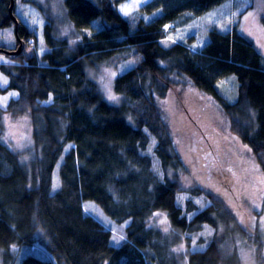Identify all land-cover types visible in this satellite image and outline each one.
Segmentation results:
<instances>
[{
    "label": "trees",
    "instance_id": "obj_1",
    "mask_svg": "<svg viewBox=\"0 0 264 264\" xmlns=\"http://www.w3.org/2000/svg\"><path fill=\"white\" fill-rule=\"evenodd\" d=\"M120 1L61 0L51 8L37 0H14L18 37L0 48L15 50L18 38L24 48L18 55L0 51L11 60L0 64L8 80L0 82V94L18 93L0 106L2 262H9L15 245L26 248L19 264H52L35 252L34 244L40 243L57 264H239L234 243L244 230L233 209L238 211L234 205L244 200L233 191L224 167L215 166L218 173L207 167L206 140L221 136L212 116L204 120L181 96L187 90L205 95L264 174L263 55L235 27L225 31L211 25L199 51L161 43L164 25L226 0H150L142 11L160 13L147 21L139 13L135 20L123 17L116 8ZM18 2L38 3L42 11L41 54L26 51L35 34L17 15ZM9 4L0 0V28L14 33ZM259 20L264 26V13ZM124 60L135 63L113 78L119 101L112 102L87 68L114 67ZM226 76L238 83L233 102L218 87ZM49 96L51 102L44 103ZM170 97L179 102L169 109ZM176 106L179 115L173 119ZM20 120L26 121L22 130L30 142L14 147L13 139L19 138L9 134L20 128ZM184 138L191 157L180 148ZM69 146L74 147L65 151ZM211 179L215 190L207 187ZM182 193L189 196L183 207ZM202 195L208 202L201 208L193 197ZM88 202L114 223L127 222L119 245L111 244V230L86 211ZM156 212L164 215L154 217ZM165 217L167 225H161ZM205 225L213 235L203 249L193 250L191 235ZM181 244L184 251H172Z\"/></svg>",
    "mask_w": 264,
    "mask_h": 264
},
{
    "label": "rangeland",
    "instance_id": "obj_2",
    "mask_svg": "<svg viewBox=\"0 0 264 264\" xmlns=\"http://www.w3.org/2000/svg\"><path fill=\"white\" fill-rule=\"evenodd\" d=\"M37 1L40 2L39 4H41L42 6H49L52 8L54 6H58L61 0H37ZM149 1L150 0H147V3ZM125 2L126 0H121L116 5L118 11L120 5ZM146 4L142 5L138 11H135L133 13V15L139 13L143 17V19L147 17L148 18L147 20H150L154 16L159 15L160 11L158 10L154 11L150 15L142 11L143 7ZM15 9L20 19L35 34V38L28 42L29 48H26V51L30 52V49H33L37 54H41L43 52L41 51V49L42 48L44 49V43H43L44 36L42 33L44 17L42 15V11L39 10L38 8V3L32 2L29 4V3L18 2L15 6ZM209 12L216 13V15L213 16L212 18L214 21L213 23L207 22L206 18ZM249 13H252L253 16L245 20V17L248 16ZM263 13H264V0H226L222 4L215 6L214 8L208 10L207 12L201 15H193L192 13H186L184 15V20H182L181 22H177L175 24H168L171 27L168 29V31H166L165 40H167V37L169 35H172L174 38L177 35H183L184 39L179 40L177 42L188 45V47L193 51H199L207 40L206 32L211 25H215L225 31H230L232 28L235 27L239 33H241L243 36H245L248 40H250L253 43V45L263 55L264 58V26L261 24L259 20L260 16ZM202 18L205 19L202 20ZM34 19L37 21L35 24L32 23ZM228 20H231L232 23L230 24L227 23ZM12 44H14L13 28H0V46L9 47V45ZM193 45H197L198 47L193 49L192 47ZM4 59L7 60L6 58ZM128 61L130 60H126V61L124 60V62H121L114 67L112 66L105 67L104 65L98 64L95 67L87 68V75L90 78H93L98 83V85L101 88V91H103L104 93L103 96L106 99H108V93L105 90V83L109 85L111 93L114 95V92L112 90V81L114 77H107L105 82L102 83L101 75L104 73L105 68L108 69L109 73L122 72L127 70L133 65L132 64L129 67L121 70L122 66L127 64ZM1 63H3V61H0V64ZM4 78L5 77L0 72V82L3 83ZM221 81H223L224 83L218 86L220 92L228 101L233 102L237 97V85H238L235 77L226 76L219 80V82ZM12 92L15 91L13 90L6 91L5 93L0 94V97L9 96V93ZM12 97L13 96H9V99ZM181 97L185 103L184 105L186 106V108L190 109L191 108L190 105L194 104L198 109L199 115H201L204 120H208L209 117L212 116L211 117V119L213 120L212 123L215 124L216 131L220 133L221 136H214L213 138H209V140H206V148H203V152L208 153L207 157L211 155V159L208 161L209 164L207 167H211L212 172L215 173H218V171L214 169L215 166L224 167L225 168L224 172L230 173L229 179H231L230 183L232 187H234L233 191L238 196V199L241 198L242 196V199L244 200L242 206L234 205L239 208L238 211L236 207L233 209L235 213H238L239 221L242 223L244 230V233L238 236L239 242L234 243L236 244V249L239 253V264H264V224L260 223V220L264 218V174L261 171V166L253 158L250 149L246 145L241 143L238 138L228 133V128L226 125H224L223 116L219 111L216 110V108L213 106L212 103L208 102L209 100L207 97H205V95H202L201 97L198 96L196 92H193L192 90L191 91L187 90L185 92V95ZM118 101H112V102H118ZM166 102H168L167 103L169 105L168 108L170 109L173 108V106H175L176 103L179 102V99H176L174 101L170 97ZM0 106H5V105H0ZM199 107H201L200 110ZM174 108H175V112L172 115L173 119L179 115L178 107L176 106ZM198 120H201V118H199ZM19 122H21L20 128L10 131L15 138L20 139V140L18 139L17 141L13 139L14 147H16L18 142L20 144L24 143L25 146H27V143L30 142L29 136L27 134L28 132L25 134L22 130L23 125H25L24 123H26V121L20 120ZM211 140L214 141L217 140L221 148L218 149L214 144L217 142H212ZM188 146L189 143L186 142V139L184 138V141H181L180 143V148L183 154L186 151L187 152L189 151ZM188 154L191 157L190 151L188 152ZM229 169H231V171H229ZM214 182H215L214 179L208 180V183L206 181L207 187L210 190L216 189V187H214L215 185ZM180 197H183V199H178V203H180L181 206L183 207L185 201L189 198V196L186 193H182L178 196V198ZM231 197L232 196H230V198ZM193 202L197 204L198 207L202 208L206 206L208 201L206 200L204 195H202V196L193 197ZM231 202L235 204L233 200L232 201L230 200V205ZM84 207L86 211L89 212L96 220H98L99 222L102 221L111 230V240H110L111 244L115 246L119 245L122 242V240L119 241V243H117L115 240H113V236L114 235L117 237H119L120 235L124 236L126 223L117 224L107 219V217L100 210V208H98L93 202H88L84 204ZM228 226L229 225H226L225 228H227ZM208 228L212 229L210 226H208ZM202 232H205V226L201 231L191 235L192 241L193 239H195L197 245L205 246L210 241L213 234L211 236H206V235L198 236V234ZM40 234H41L40 231H37V236H39ZM245 244L251 246V248L245 247ZM34 246L36 250L35 252L37 254L51 260L52 264H57V262L52 257V255H50L45 249H43L40 243H35ZM25 251L26 248L24 246L19 248L14 245L12 249H9L11 257L9 259V262H7V264H19V259L21 255L25 253ZM231 256H234V254L232 253ZM1 258L2 256L0 251V264H3Z\"/></svg>",
    "mask_w": 264,
    "mask_h": 264
},
{
    "label": "snow or ice",
    "instance_id": "obj_3",
    "mask_svg": "<svg viewBox=\"0 0 264 264\" xmlns=\"http://www.w3.org/2000/svg\"><path fill=\"white\" fill-rule=\"evenodd\" d=\"M146 3H147V0H126L125 3H123V4L120 5L119 12L123 16H125V17H132V19L135 20L136 17L133 15V13L135 11H138L139 8L142 5L146 4ZM215 15H216L215 12H209L208 15H207V18H206L207 19V22L208 23H213L214 21H213L212 18ZM233 15H234V13H233ZM251 16H253V14L252 13H249V15L245 17V20H247ZM147 19L148 18L145 17V20H147ZM204 19L205 18H202V20H204ZM36 22L37 21L35 19L32 21L33 24H35ZM94 23H98V22H94ZM227 23L230 24V23H232V21L231 20H228ZM170 27H171L170 25H167L166 24V25H164V30L165 31H168V29ZM183 39H184L183 35H177L175 38L172 35H169L167 37V40L166 41H161V43H163L165 45V47H168L169 46V43H173L174 44V43H177V41L183 40ZM192 47H193V49H195L198 46L197 45H193ZM41 51H44V49L42 48ZM0 61H3L5 63H11V60H5L3 57H0ZM134 63H135V61H128L127 64H125V65L122 66V69L121 70L129 67L130 65H132ZM116 75H117L116 72H110L109 73L108 69L105 68L104 73L101 75V82L104 83L107 77H115ZM223 83H224L223 81L219 82V85L218 86L222 85ZM7 84H8V80H7V78H4L3 79V85H7ZM105 90L108 93V99L110 101H118L119 100V98L117 96H115V95H113L111 93L110 87H109V85L107 83H105ZM17 95H18V93H15V92L9 93V96H17ZM9 96L0 97V105H6L8 99H9ZM51 100H52V97L49 96L48 101H45L44 103H49V102H51ZM9 135L12 136L13 134L10 133ZM24 146L25 145H22L19 142L16 145V147H24ZM71 147H74V146H69V148L68 149H65V151H69ZM229 171H231V169H229ZM178 199H183V197H180ZM152 215L154 217H160V216H163L164 214L163 213L156 212V213H153ZM125 223H127V222H125ZM260 223L261 224H264V218H262L260 220ZM160 224L161 225H167V219H166V217L164 219L160 220ZM121 227H123V226H121ZM163 231L167 233L169 231V227L165 226L163 228ZM212 234H213V230L212 229H209L208 226L205 225V232L199 233L198 236H205V235L206 236H211ZM123 239H124V236L123 235H120L119 237H117L115 235L113 236V240H115L117 243H119V241H121ZM205 242H207V241H205ZM203 247H204V245H197L196 244V240L193 239V250L203 249ZM172 251H174V252H182V251H184V245L181 244L178 248L172 249Z\"/></svg>",
    "mask_w": 264,
    "mask_h": 264
},
{
    "label": "water",
    "instance_id": "obj_4",
    "mask_svg": "<svg viewBox=\"0 0 264 264\" xmlns=\"http://www.w3.org/2000/svg\"><path fill=\"white\" fill-rule=\"evenodd\" d=\"M14 0H10V4H9V7H8V13H9V16L11 18V20L13 21L14 23V34L17 36V30H18V18L15 16L14 12H13V9H14ZM19 45L16 47L15 50H6V49H3V48H0V51H4L6 53H8L9 55H18L24 48V42L19 39Z\"/></svg>",
    "mask_w": 264,
    "mask_h": 264
}]
</instances>
